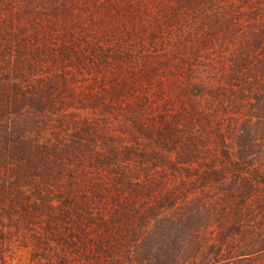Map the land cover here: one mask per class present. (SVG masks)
I'll list each match as a JSON object with an SVG mask.
<instances>
[{
    "label": "trees",
    "instance_id": "obj_1",
    "mask_svg": "<svg viewBox=\"0 0 264 264\" xmlns=\"http://www.w3.org/2000/svg\"><path fill=\"white\" fill-rule=\"evenodd\" d=\"M176 1L169 11L176 17L187 11L199 22L213 18L214 0H205L209 9L201 0ZM131 5L132 0H0V224L28 237L34 260L49 264H264V162L246 153L243 127L236 129V143L219 132L230 176L222 170L165 177L155 190L150 177L129 175L132 164L175 169L200 162L196 137L183 136L179 116L157 114L153 135L175 157L184 155L178 164L159 154L101 158L84 143L100 138L106 122L102 114L90 119L79 112L85 106L115 108L106 102L108 93L116 101L122 94L134 98L142 86L178 79L193 95L202 90L200 23L173 38L156 27L148 32L150 49L132 54L117 47L114 37L125 29L119 15ZM215 25H206L212 38ZM123 58L129 76L112 71L111 77V65L123 67ZM250 64L236 65L234 79L250 90L263 83L264 93V58L254 69ZM147 101L122 106L126 120L142 124L136 108L145 110ZM49 122L62 138L56 133L43 141ZM75 141L76 152L70 147ZM86 162L96 169L94 179L80 167ZM112 168L116 173L108 172Z\"/></svg>",
    "mask_w": 264,
    "mask_h": 264
},
{
    "label": "rangeland",
    "instance_id": "obj_2",
    "mask_svg": "<svg viewBox=\"0 0 264 264\" xmlns=\"http://www.w3.org/2000/svg\"><path fill=\"white\" fill-rule=\"evenodd\" d=\"M188 1L186 0V2ZM179 3L176 0H132L128 14L119 15L123 17L121 21L124 23L125 29H119L118 33L115 34L114 37L117 41L115 45L117 47L120 45L122 50L124 48L126 51L135 54V51H138L141 47L150 49L153 37H149L148 32L156 27L161 26L167 35H171L173 38V35H177L178 32L191 30L196 24L200 23L198 29L201 30L198 32L203 37V42L200 41V52L197 58L204 69H202L204 71L202 74L204 81L202 90L197 91V95H193V93L188 92V87H185L187 82L178 79L175 84L168 80L161 87L154 86L147 89L142 86L139 94L135 95L134 98L125 97L122 94V97L116 101L108 93L106 102L110 101L116 105L115 108L113 107L110 110L92 111L90 106H85L79 112L81 116L90 119L97 115H104L106 126L103 131L100 130L102 136L94 143L91 139L84 142L91 149L95 148L97 153H101V158L107 159V157L111 158L112 156L125 158L124 153L130 152L132 156L141 153L159 154L166 159H170L168 161L171 163L175 161L177 164L184 155L175 157L172 151L163 148L162 143L158 144L153 135H155L156 130L157 114L167 113L169 116L180 117L181 122L179 123H183L181 124L183 136L187 139L196 137L194 139L199 145L198 158L200 162L190 166H177L179 168L175 169L158 162L155 164L158 165L156 167L152 163H148L147 167L142 166L141 162L135 165L132 164L128 170L129 175L133 173L135 176L150 177V187L153 190L156 189L154 183L165 177L196 175L197 172L203 171L206 174H208V171L220 173L222 170L223 173L230 176L229 169L232 170V166H228L229 163L225 159V144L221 140L219 132L224 133L225 141L232 140V143H236L237 127H243V139L241 141L245 142L246 153H250L251 156L257 158L256 161L264 162V93L260 90L263 83L260 82L261 84L253 86L250 90L247 88V82L234 79L235 72H237L236 65L240 66L246 61L251 63L250 65L254 69L259 61L264 58V54L261 55L260 51L264 47V41L261 37L264 34V0H214L211 2V6L214 8L211 10L213 18L210 19L204 16L199 18L201 22L204 20L206 25L212 21L216 23L215 30H219L215 32L213 38L205 32L208 26L204 25L202 27L201 22L191 16L190 12L188 14L186 11L178 17L169 12L177 7ZM139 4L146 8L136 9ZM259 4L262 7L259 8ZM208 5L210 3L207 4L205 0L200 1L202 8L209 9ZM182 6L189 9L187 4H182ZM131 25L136 26V28H131ZM140 28L149 30L144 32ZM135 30H138L140 34L136 35ZM140 39H143V42H140ZM204 39H208V41ZM205 43L211 45V47H204ZM203 48L206 50L204 51ZM122 63L123 67L120 68L111 65V69L108 70L111 77H113L112 71L116 74L120 72L122 76H129L128 73L131 68L127 66V62H124V58ZM107 84L109 85V83ZM248 90L250 93L246 94ZM142 98L148 99L147 108L145 110L140 106L136 108L137 114L138 111H141L144 115V117L142 116V124L136 126L128 122L129 119L126 120L124 110H127V108L123 109L122 106L125 107L124 105H130V103L133 106L134 101ZM227 102H231L230 106H226ZM74 109L78 108L75 107ZM115 109H118L120 113L111 112ZM48 125L42 133L43 141L48 138L54 139L56 133L62 138L63 132L59 128L54 127L51 122ZM159 146L162 148L159 149ZM70 147L76 152V141L71 142ZM148 161L153 162V158L150 156ZM91 165L86 162L80 167L90 173L92 179H94L97 174L93 171L96 169ZM108 172L116 173L114 168L108 169ZM87 184L91 191V184L88 182ZM80 189L86 193L88 191L87 189ZM215 191L217 190L215 189ZM125 251L124 247L123 252L125 253ZM45 258L47 257H43V259ZM50 262L54 264L52 260ZM0 264L49 263L34 260L28 237H23L22 233L10 231L8 226L0 224Z\"/></svg>",
    "mask_w": 264,
    "mask_h": 264
}]
</instances>
